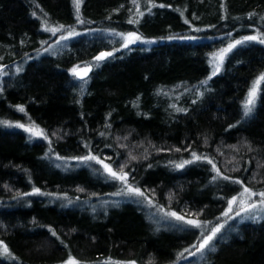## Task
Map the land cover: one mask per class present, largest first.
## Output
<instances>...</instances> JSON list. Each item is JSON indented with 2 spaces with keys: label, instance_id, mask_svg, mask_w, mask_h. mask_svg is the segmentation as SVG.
I'll use <instances>...</instances> for the list:
<instances>
[{
  "label": "trees",
  "instance_id": "1",
  "mask_svg": "<svg viewBox=\"0 0 264 264\" xmlns=\"http://www.w3.org/2000/svg\"><path fill=\"white\" fill-rule=\"evenodd\" d=\"M79 19L72 0H0V120H20L23 106L47 136L0 126V241L11 253L0 264H192L187 253L229 200L264 190V80L244 115L264 44L237 45L216 75L210 62L237 39H264V0H82ZM45 22L78 35L39 54L53 39ZM127 32L145 42L125 47ZM102 52L112 55L97 61ZM88 64L84 80L72 74ZM52 155L123 168L153 207L202 226L175 228L118 198L99 168L65 169ZM215 243L198 264H264V211Z\"/></svg>",
  "mask_w": 264,
  "mask_h": 264
},
{
  "label": "snow or ice",
  "instance_id": "2",
  "mask_svg": "<svg viewBox=\"0 0 264 264\" xmlns=\"http://www.w3.org/2000/svg\"><path fill=\"white\" fill-rule=\"evenodd\" d=\"M75 9H76V15L78 18V22L79 23H84L85 21L82 19H79V9L82 3V0H72ZM133 3H136V0H133ZM155 6V5H153ZM165 5H160V7H164ZM140 15H143V13H140ZM129 23H138L137 20H130ZM65 26L64 25H59L58 27H48L47 23L45 22V30L48 32H51L53 35H55L57 32L61 31V29H63ZM73 35H78V33H76L74 30H69L68 32V36H61L60 40H66L68 39L70 36ZM120 35H124V34H120ZM128 41L127 43L124 45L125 47L128 46V44L130 43H134L137 40H140L141 37L137 36L135 33H128ZM259 40L260 43L264 44V39H261L260 36H245L243 37L241 40H237L235 41V43L233 44H229L227 48L221 49L220 52L218 53H214L213 54V59L210 61L213 65V72L212 75H216V73L220 70V64L222 63L224 56L230 52L233 48H235L237 45L242 44L246 41H256ZM57 43H59V41H57ZM48 49H45V51H47ZM112 53L111 52H102L100 53L99 56H97L95 59L97 61L103 60L108 56H111ZM19 71V69H17ZM72 74L74 76H76L77 78H79L80 80H84L87 75L88 72L91 71V66H85L84 68H81L80 65L75 66L72 70ZM0 74H4L2 73V71H0ZM264 80V74H262L258 80L256 82H254V85L252 87V89L249 91L248 93V98L244 103V115L247 116L251 111H252V107L255 104V100L257 97V92H258V88L257 85L260 83V81ZM19 111L23 112L24 108L23 106H18ZM0 123H8V122H0ZM18 127L21 128H25V125L23 124H19L17 125ZM28 132L33 133L34 135H41L44 136L45 139H47V136L44 134L43 130H39L37 131L36 128L34 127H28L25 129ZM177 151H179V149H177ZM193 155V159L195 160H199V159H207V157H200L197 156L195 153H192ZM78 159H83V160H96L98 163L102 164L104 169L109 173V175L114 178L117 179L121 182H123L125 185H127V190L129 192H133L136 193L138 195H143V193L141 192V190L139 188H133L131 185L128 184V173L123 171V168L120 169V171H115L112 169L111 165L104 163L103 160H100L99 157L96 156H86V157H82V158H78ZM187 163H191V161H184L181 164L175 165V167L178 168H182L184 167L185 164ZM209 163H211V161H209ZM215 168V166H214ZM215 171L217 172L218 176H222V174L220 173L219 169H215ZM223 179L225 180H230L231 177L228 176H222ZM213 179H217V177H213ZM235 183H240L243 184V181H234ZM36 193H39L40 190L39 189H35ZM27 195V194H25ZM247 195V197L250 199L253 196H259L261 197V200L259 201V204L257 203H248L247 206L245 207L246 201L244 199V196ZM239 202L240 206H241V211L244 212H249V211H253L255 210L257 207H261L264 206V191H261L259 193L252 191V189L248 188L247 186H245L243 188V192L241 193L240 197H233L230 201H229V205H228V211L224 213L225 216H228L229 213H231L233 211V205L237 204ZM168 215L174 217L176 220H180V221H184L186 224L191 225L193 227L199 228L202 226L201 221L196 220V219H188L185 220V217L182 215L177 214L176 212H171L168 213ZM236 215H240L239 212L236 213ZM223 227V225H220L219 227H215L211 230L209 235L204 236V238L202 239V241L198 244L195 245V247L197 248V251H203L207 248H209V246L211 245V242L213 241V239L216 237L217 233H219L221 231V228ZM52 235H56L55 231H52ZM187 251V250H186ZM0 252H2V254L6 255V256H10L11 253L8 249V246L6 244H4L2 241H0ZM180 256H183V253L180 254ZM65 264H81V262H79L78 260H76L74 257H69L68 260L65 261ZM130 264H135V262H130Z\"/></svg>",
  "mask_w": 264,
  "mask_h": 264
},
{
  "label": "rangeland",
  "instance_id": "3",
  "mask_svg": "<svg viewBox=\"0 0 264 264\" xmlns=\"http://www.w3.org/2000/svg\"><path fill=\"white\" fill-rule=\"evenodd\" d=\"M63 31H64V29H61V31L57 32L55 35H53L51 33V38H53V39L50 40L48 42V44L44 48L40 49L38 51V53L41 54V53H45V52H56V51H59L61 48H63L64 44H66V42L68 40V39H66V40H60V37L61 36H68V32H65V31L63 32ZM128 33H134V32L124 33V35L122 36V41H123V44L124 45L128 41V36H127ZM135 34L137 36H139L137 33H135ZM241 39L242 38L237 39V40H241ZM237 40H235V41H237ZM57 41H59V43H57ZM235 41L231 42L230 44L235 43ZM138 42H145V41L141 38L140 40H137L134 43H138ZM130 44H133V43H130ZM227 47H228V45L225 46V47H221V48L217 49L215 51V53H218V52H220L221 49H224V48H227ZM45 49H48V50L45 51ZM221 65H222V63L220 64V68H221ZM7 72L5 71V74H7ZM247 98H248V96H247ZM247 98H246V100H247ZM20 116H21L20 117V120H17V121L5 120V119L0 120V122H8V123H0V126L5 127V128H10V129L22 130L31 139L46 140L44 138V136L34 135L33 133L26 131L25 129L28 128V127H34V128L37 129V131L43 130V129L40 126H38L25 112H21L20 113ZM19 124L25 125V128L18 127L17 125H19ZM43 132L46 135V133H45L44 130H43ZM87 156H94V155H87ZM51 158L53 159L54 163H56V165H58V166H60L62 168H65V169L73 168V167L79 166V165L90 164L96 170H97V168H99L101 171H103L105 173V175L106 174L109 175V173L104 169L103 165L100 164V163H98L96 160H83V159H78V158H58V156H56V155H52ZM80 158H82V157H80ZM100 160H103V159H100ZM104 163L108 164L105 161H104ZM112 179H114V178H112ZM114 180L116 181V183H117V185L119 186V189H120V193L118 195V198L124 197V198H127V199L129 198V199H132V200L133 199L134 200L135 199L142 200V202L147 206V208H149V209H152L153 208V212H152L153 215H152V217H154L155 214H156V216H158L159 220H163L164 222H166L167 224H171L175 228L183 229L185 227H187V228L193 227L191 225L186 224L184 221L176 220L174 217L168 215V213H171V212H166V211L161 210L159 208L153 207L152 206V203L149 200H147L146 197H144L143 195H138V194L133 193V192H129L127 190V185H125L123 182H121V181H119L117 179H114ZM262 191H264V190H262ZM242 192H243V189L241 190L240 194H238L237 196H234V197H238L239 198ZM259 192H261V191H259ZM259 192H257V193H259ZM244 199L246 201V204H245V207H246L248 203H257V204H259V201L261 200V197H259V196H253V197H251L249 199L247 197V195H245L244 196ZM228 205H229V202H228ZM227 211H228V206H227L226 212ZM261 211H264V206L257 207L253 211L244 212V211H241V206H240L239 202L237 204L233 205V211L231 213H229L228 216H225L224 220L221 223H217V224L212 225L210 229H208V227H210L209 225H207L206 227H204L205 230L208 229L207 230V233L204 235V236H206V235H209L210 234V232H211V230L213 228L219 227L220 225H223V227L221 228V231L219 233H217L216 237L211 242V245L209 246V248H207V249H205V250H203L201 252V251H197V248L194 246L187 253V255H186L185 258L186 259L188 258L191 261L190 263H192V264H198V263H200L204 259V257L207 255V253L210 252L211 250H213L215 248V245H216L215 240H216V238L224 239V238H226L229 235V233L233 230V226L235 224V221H237V222H239L240 220L242 221L244 219L249 218L250 216H254L256 214L261 213ZM237 212H239L240 215H236ZM188 219H196V218H193V217H185V220H188ZM156 221L159 222L157 219H156ZM204 236L200 239V241L198 243H196V245H198L202 241V239L204 238ZM186 264H188V263H186Z\"/></svg>",
  "mask_w": 264,
  "mask_h": 264
},
{
  "label": "water",
  "instance_id": "4",
  "mask_svg": "<svg viewBox=\"0 0 264 264\" xmlns=\"http://www.w3.org/2000/svg\"><path fill=\"white\" fill-rule=\"evenodd\" d=\"M85 66H91V71L88 72V75L91 74V72L93 71V68H94L93 65L92 64H88V65H85ZM85 66H81V68H84ZM0 71H1V69H0ZM0 77H1V74H0Z\"/></svg>",
  "mask_w": 264,
  "mask_h": 264
}]
</instances>
